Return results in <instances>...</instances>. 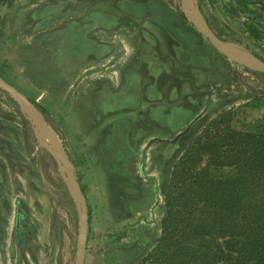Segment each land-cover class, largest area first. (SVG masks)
Wrapping results in <instances>:
<instances>
[{
    "label": "rangeland",
    "instance_id": "rangeland-1",
    "mask_svg": "<svg viewBox=\"0 0 264 264\" xmlns=\"http://www.w3.org/2000/svg\"><path fill=\"white\" fill-rule=\"evenodd\" d=\"M143 1L154 7L140 22L123 29L108 23L106 61L74 59L67 54L72 46L65 30H58L82 25L90 4L125 23L133 19L121 13L116 0H0V75L55 127L72 161L89 211L85 264L139 262L161 235L171 169L191 140L225 110L243 131L264 117V72L218 51L186 17L181 0ZM189 6L228 45L264 64V0H189ZM161 13L186 35L172 37L153 23ZM44 17L48 25L42 27ZM93 17L101 21L99 14ZM73 37V48H79ZM187 40L197 49L184 56L179 48ZM130 70L143 76L144 91L122 92V101L136 99L141 107L110 114L107 102ZM151 84L156 92H147ZM118 119L122 141L111 129ZM43 143L60 156L47 130L0 88V264L79 262L73 190ZM18 208L25 215L17 223Z\"/></svg>",
    "mask_w": 264,
    "mask_h": 264
},
{
    "label": "trees",
    "instance_id": "trees-1",
    "mask_svg": "<svg viewBox=\"0 0 264 264\" xmlns=\"http://www.w3.org/2000/svg\"><path fill=\"white\" fill-rule=\"evenodd\" d=\"M231 113L214 117L173 164L161 235L136 264H264V117L243 131Z\"/></svg>",
    "mask_w": 264,
    "mask_h": 264
},
{
    "label": "crops",
    "instance_id": "crops-1",
    "mask_svg": "<svg viewBox=\"0 0 264 264\" xmlns=\"http://www.w3.org/2000/svg\"><path fill=\"white\" fill-rule=\"evenodd\" d=\"M116 6L118 9L123 13L124 15L129 16L130 18H133L131 20H128L123 22L119 17L116 15L112 14L109 10L105 9H100L98 7H95L94 5L90 4L85 8V13H87L88 19L84 21L82 25H78L77 23H72L70 26H67L64 29L58 30L60 31L59 33H65L67 41L70 43L72 46V49H69L67 54H70L74 59L77 60H88L93 57H97V59L100 60H110V45L111 42L107 39H104V36L109 35L112 26H110L108 23H111L113 21L114 23H117V26H115V29H123L126 25H132L137 23L136 21H139L138 18H142L143 15H146L149 11H152L153 5L151 2L148 1H143V0H116ZM44 11L43 7L39 8V12ZM97 13L101 16V21L98 20L96 17H93V14ZM41 14V13H40ZM156 14H158L156 12ZM165 14V13H161ZM46 17L41 18L39 25L40 26H47V21ZM102 22V23H101ZM151 23V22H150ZM153 23H159L163 26V28L166 30V32L172 37H178V38H183V35H186L184 30H182V26L178 24L174 19L171 18L169 14H165L162 19H157L153 21ZM125 24V25H124ZM90 31H93L95 33H98L96 37H91L89 34H91ZM114 30L113 32H115ZM57 35V32L55 33ZM75 35L76 39L79 40V48L74 47L72 44V38ZM62 36V34H61ZM74 38V37H73ZM184 40V39H183ZM191 41V40H190ZM183 45L179 48V52L182 53L184 56H189L192 53V50L197 49L196 45L192 44L190 45L189 41H182ZM193 47V48H192ZM124 79V84L122 85V80H120L119 84V89L115 94L112 95V100L111 102H107V107L110 110V114L114 112L121 111L122 108H137L141 107L140 104H138V100L134 99L131 101H122V92L124 94L130 93L133 94L134 96H138L139 93L144 91V81H143V76L135 70V73H133V70L126 71L123 76ZM122 78V75H121ZM111 87V83L109 82L104 85L103 87V92H109L110 90L108 89ZM154 85H149L147 87V92L152 93L154 90ZM122 119H118L114 121L111 124V129H112V134L113 135H118V139L122 141ZM118 130H121L118 132ZM118 132V133H116Z\"/></svg>",
    "mask_w": 264,
    "mask_h": 264
},
{
    "label": "water",
    "instance_id": "water-1",
    "mask_svg": "<svg viewBox=\"0 0 264 264\" xmlns=\"http://www.w3.org/2000/svg\"><path fill=\"white\" fill-rule=\"evenodd\" d=\"M181 4H182V9L186 17L193 23L194 27L201 34H203L206 38L210 40V42L214 45V47L218 51H220L222 54L227 56L229 59L239 64L245 65L248 68L253 69L255 71L264 72L263 63L248 61L243 56L235 53L228 47L227 42H225L217 34L212 32L210 28L203 25L191 11L190 6H189V0H181ZM0 88L4 90L5 92H8L10 95H12V97L20 105L22 111L29 118H31L34 123H37L43 126L47 130V132L50 134L53 140V143L60 156L56 154V152L53 150L50 144L43 143V145L55 157L57 162L63 168L67 176V179L69 183L71 184V187L73 190V197H74V201H75V205H76V209L78 213V218H79V238H78V244H77L78 261H79L78 264H85V253L87 249L88 236H89V211H88V204H87L84 191L82 189V186L80 185V182L78 181L76 177L72 161L66 149L64 148L63 144L61 143L58 135L56 134L55 130L51 127V125L43 117H41L37 113V111L32 109L31 107L32 103L31 101H29L26 95L23 94L15 86L10 84L1 75H0Z\"/></svg>",
    "mask_w": 264,
    "mask_h": 264
},
{
    "label": "bare ground",
    "instance_id": "bare-ground-1",
    "mask_svg": "<svg viewBox=\"0 0 264 264\" xmlns=\"http://www.w3.org/2000/svg\"><path fill=\"white\" fill-rule=\"evenodd\" d=\"M227 45H228V44H227ZM228 47H229L232 51H234L235 53H237V54L243 56L244 58H246L248 61H252V60L249 58V56L247 57V55H246L241 49H239L237 46H234V45H228Z\"/></svg>",
    "mask_w": 264,
    "mask_h": 264
},
{
    "label": "flooded vegetation",
    "instance_id": "flooded-vegetation-1",
    "mask_svg": "<svg viewBox=\"0 0 264 264\" xmlns=\"http://www.w3.org/2000/svg\"><path fill=\"white\" fill-rule=\"evenodd\" d=\"M24 215H25V213L24 212H21V209L18 208V215L16 216V219H17L16 222L18 223V220L20 221V219L23 218ZM0 216H2V212H0ZM0 219L2 220L1 217H0Z\"/></svg>",
    "mask_w": 264,
    "mask_h": 264
}]
</instances>
